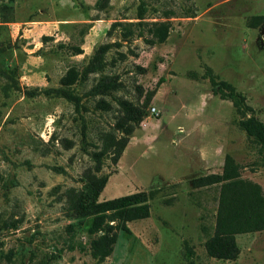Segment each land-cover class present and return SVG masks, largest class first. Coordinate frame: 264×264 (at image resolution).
I'll return each instance as SVG.
<instances>
[{
	"label": "rangeland",
	"instance_id": "374dc122",
	"mask_svg": "<svg viewBox=\"0 0 264 264\" xmlns=\"http://www.w3.org/2000/svg\"><path fill=\"white\" fill-rule=\"evenodd\" d=\"M260 16L264 0H0V264H264V230L237 235L235 260L208 256L220 185L194 183L231 154L264 189V157L210 80L231 83L264 122ZM153 22L170 23L163 42H150ZM104 77L115 85L102 87ZM150 93L118 163L102 159L99 200L152 191L151 215L129 222L99 260L65 192L84 185L121 103Z\"/></svg>",
	"mask_w": 264,
	"mask_h": 264
},
{
	"label": "trees",
	"instance_id": "16d2710c",
	"mask_svg": "<svg viewBox=\"0 0 264 264\" xmlns=\"http://www.w3.org/2000/svg\"><path fill=\"white\" fill-rule=\"evenodd\" d=\"M264 17H254L252 26ZM7 21V20H5ZM255 21V22H254ZM152 33L151 43L163 42L169 34V22H153L149 28ZM108 45H102L93 60L91 70L102 67L104 54ZM3 50L0 49V53ZM78 73L70 71L63 79L69 86L76 82ZM215 94L224 99H231L242 113L239 125L246 131L249 138L256 142L260 154L264 157V122L255 115H247L244 110L246 97L227 81H218L210 74ZM115 85L112 77H104L101 86L111 88ZM152 93L143 103L130 101L121 103L122 111L115 123L114 131L103 134L102 148L94 153L96 163L85 172L84 185L81 188L71 187L65 192L69 217L80 225L87 224L90 236L92 255L105 260L110 256L118 240L119 231L131 233L129 222L145 219L151 215L150 200L154 193L145 190L100 201L108 176L99 175L103 168L102 159L110 155L114 163L122 156L130 142L134 131L149 116L148 106ZM250 109V107H248ZM121 133V135H119ZM195 186L219 184V198L214 231L205 241L208 256L220 260H235L240 254L237 235L264 230V189L263 186L242 175V166L231 154H226L223 171L210 173L197 179Z\"/></svg>",
	"mask_w": 264,
	"mask_h": 264
},
{
	"label": "built area",
	"instance_id": "2783aa9c",
	"mask_svg": "<svg viewBox=\"0 0 264 264\" xmlns=\"http://www.w3.org/2000/svg\"><path fill=\"white\" fill-rule=\"evenodd\" d=\"M153 111L157 112V114H158V111H157L156 107H153Z\"/></svg>",
	"mask_w": 264,
	"mask_h": 264
}]
</instances>
